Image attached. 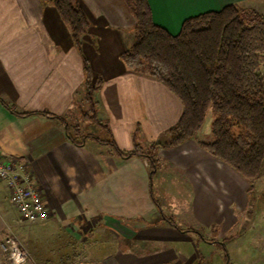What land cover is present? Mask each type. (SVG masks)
Instances as JSON below:
<instances>
[{"label": "crops", "instance_id": "crops-1", "mask_svg": "<svg viewBox=\"0 0 264 264\" xmlns=\"http://www.w3.org/2000/svg\"><path fill=\"white\" fill-rule=\"evenodd\" d=\"M76 1L90 22L81 47L53 0H0V155L28 165L52 213L47 221H21L0 182V262L6 261L1 243L13 234L37 264L80 259L88 238L102 249V264H206L212 255L204 256L201 246L220 247L221 264H264V205L256 189L264 174L249 192L240 174L195 140L156 149L154 169L147 158H122L83 138L113 140L122 151L147 150L178 123L183 105L159 80L123 61L136 23L125 0ZM256 2L264 4L149 0L155 24L173 36L190 18L232 4L257 9ZM85 60L93 82L103 80L96 113L109 130L81 113L87 108ZM3 100L68 123L18 117ZM210 132L205 123L200 138ZM186 214L193 224L177 222L175 216ZM165 217L195 233L178 231Z\"/></svg>", "mask_w": 264, "mask_h": 264}, {"label": "trees", "instance_id": "trees-1", "mask_svg": "<svg viewBox=\"0 0 264 264\" xmlns=\"http://www.w3.org/2000/svg\"><path fill=\"white\" fill-rule=\"evenodd\" d=\"M125 2L136 23L134 43L123 53V61L129 69L156 78L175 94L183 105V114L165 134V139L147 150L137 146L133 151H122L113 140H102L95 135L83 138L110 147L122 158H147L154 169L157 167L156 149H170L195 140L240 174L252 192L255 182L264 174V13L232 4L219 12L186 20L180 33L173 36L155 24L149 0ZM53 4L71 29L75 45L81 47L90 28L84 10L76 0H53ZM85 73L83 102L88 109L80 107L83 118L109 130L96 113L95 96L103 80L93 82L86 60ZM3 102L7 110L18 117L44 115L68 123L47 112L24 113ZM209 112L214 116L210 137L201 139ZM74 129L78 131L80 126ZM69 137L77 140L70 132ZM164 220L180 232L195 233L176 227L166 217Z\"/></svg>", "mask_w": 264, "mask_h": 264}, {"label": "built area", "instance_id": "built-area-1", "mask_svg": "<svg viewBox=\"0 0 264 264\" xmlns=\"http://www.w3.org/2000/svg\"><path fill=\"white\" fill-rule=\"evenodd\" d=\"M0 182L6 185L9 202L21 221L36 223L50 219L52 213L42 189L37 186L35 176L25 162L0 155ZM1 249L8 264H37L32 254L13 234L3 239Z\"/></svg>", "mask_w": 264, "mask_h": 264}, {"label": "rangeland", "instance_id": "rangeland-1", "mask_svg": "<svg viewBox=\"0 0 264 264\" xmlns=\"http://www.w3.org/2000/svg\"><path fill=\"white\" fill-rule=\"evenodd\" d=\"M259 3V2H258ZM253 6H256L259 12L264 13V4H257L253 3ZM246 7H250V5H243ZM263 74H264V68H263ZM214 120V116L212 114V112H210L207 115V119H206V128H210L211 123ZM256 189L259 192V202L258 205L263 206L264 205V177H262L257 183H256ZM19 216V215H17ZM175 218L177 219V222H181V224L183 225H187V224H193L189 221L187 214L181 216V215H177L175 216ZM89 223H92V221H89ZM138 226V225H137ZM86 236V234H85ZM87 237V236H86ZM90 237V236H89ZM89 239V240H88ZM87 240L85 239L84 241V245H83V256L78 259V260H62L59 259V261H56L52 264H102L99 261V258L102 256V254L100 255V252L102 251V249H100V247L96 246L95 244H91V240L90 238H88ZM130 246V245H129ZM199 251L205 256V255H212V260L209 261L206 264H221L222 261L220 259V253H222L221 251H223L220 247L218 246H213V248H207L206 246H201L199 248ZM102 253V252H101ZM0 264H8L7 261H1Z\"/></svg>", "mask_w": 264, "mask_h": 264}]
</instances>
